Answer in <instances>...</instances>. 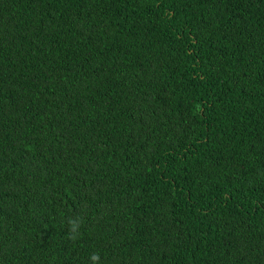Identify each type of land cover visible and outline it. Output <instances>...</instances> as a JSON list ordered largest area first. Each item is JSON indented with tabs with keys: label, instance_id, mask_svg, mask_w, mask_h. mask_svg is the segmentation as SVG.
<instances>
[{
	"label": "trees",
	"instance_id": "obj_1",
	"mask_svg": "<svg viewBox=\"0 0 264 264\" xmlns=\"http://www.w3.org/2000/svg\"><path fill=\"white\" fill-rule=\"evenodd\" d=\"M94 253L264 264V0H0V264Z\"/></svg>",
	"mask_w": 264,
	"mask_h": 264
},
{
	"label": "clouds",
	"instance_id": "obj_2",
	"mask_svg": "<svg viewBox=\"0 0 264 264\" xmlns=\"http://www.w3.org/2000/svg\"><path fill=\"white\" fill-rule=\"evenodd\" d=\"M70 224V231L75 233L78 231L79 228V223L76 220H70L69 221ZM70 239L75 240L76 237L75 236H69ZM90 259L92 260V264H98V262L100 261V255L98 253H94Z\"/></svg>",
	"mask_w": 264,
	"mask_h": 264
}]
</instances>
